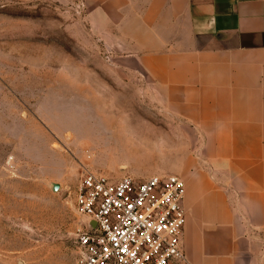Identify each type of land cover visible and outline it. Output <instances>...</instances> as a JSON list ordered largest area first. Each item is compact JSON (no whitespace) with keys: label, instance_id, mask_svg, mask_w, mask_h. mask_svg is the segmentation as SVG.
<instances>
[{"label":"rangeland","instance_id":"obj_1","mask_svg":"<svg viewBox=\"0 0 264 264\" xmlns=\"http://www.w3.org/2000/svg\"><path fill=\"white\" fill-rule=\"evenodd\" d=\"M99 2L0 0V264H75L84 171L171 174L149 148L169 118Z\"/></svg>","mask_w":264,"mask_h":264},{"label":"crops","instance_id":"obj_2","mask_svg":"<svg viewBox=\"0 0 264 264\" xmlns=\"http://www.w3.org/2000/svg\"><path fill=\"white\" fill-rule=\"evenodd\" d=\"M88 20L169 118L150 172L186 184L180 264H264V0H100Z\"/></svg>","mask_w":264,"mask_h":264},{"label":"built area","instance_id":"obj_3","mask_svg":"<svg viewBox=\"0 0 264 264\" xmlns=\"http://www.w3.org/2000/svg\"><path fill=\"white\" fill-rule=\"evenodd\" d=\"M185 193V181L175 174L114 179L84 171L76 195L82 228L75 264L186 262Z\"/></svg>","mask_w":264,"mask_h":264},{"label":"water","instance_id":"obj_4","mask_svg":"<svg viewBox=\"0 0 264 264\" xmlns=\"http://www.w3.org/2000/svg\"><path fill=\"white\" fill-rule=\"evenodd\" d=\"M58 187H59V183H54V185H53V189L56 190ZM18 264H23V263H22V261L20 260V261L18 262Z\"/></svg>","mask_w":264,"mask_h":264}]
</instances>
